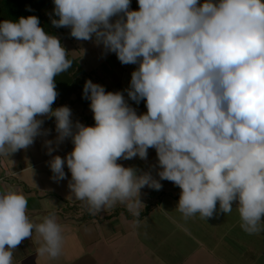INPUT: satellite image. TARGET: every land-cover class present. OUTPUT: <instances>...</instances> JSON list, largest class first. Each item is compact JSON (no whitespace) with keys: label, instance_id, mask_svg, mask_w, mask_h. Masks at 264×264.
Here are the masks:
<instances>
[{"label":"clouds","instance_id":"obj_1","mask_svg":"<svg viewBox=\"0 0 264 264\" xmlns=\"http://www.w3.org/2000/svg\"><path fill=\"white\" fill-rule=\"evenodd\" d=\"M53 26L69 27L77 40H93L123 65H138L125 89L146 101L137 114L122 92L87 80L94 126L73 122L68 106L52 108L54 78L72 67L58 37L37 16L0 22V153L11 154L47 134L55 118L58 146L73 150L49 161L53 180L66 179L74 197L90 211L138 196L161 180L182 191L177 210L185 218L228 214L237 206L240 227L264 231V0H54ZM46 141L48 154L55 149ZM157 154L159 180L118 160ZM139 198L129 204L134 209ZM219 203V212H217ZM19 190L0 192V264L35 230L41 254H60L61 227L55 214L42 223L26 214ZM7 246V248H6Z\"/></svg>","mask_w":264,"mask_h":264},{"label":"crops","instance_id":"obj_2","mask_svg":"<svg viewBox=\"0 0 264 264\" xmlns=\"http://www.w3.org/2000/svg\"><path fill=\"white\" fill-rule=\"evenodd\" d=\"M200 2L202 3L203 0H200ZM108 62L114 66L111 59ZM108 62L106 63L108 64ZM109 64L105 70L112 87L116 89L107 88L106 91L116 92L118 88L116 83H120L122 88V85H128L131 80L126 81L125 77L113 72V67ZM121 90H125V88ZM66 105H62L59 100H55L52 108ZM135 109L138 115L146 113V102ZM88 110L85 109L83 112H73L71 110V119L73 122L79 121L85 126H94L93 114L89 116ZM40 118L44 120L42 128L48 130L47 134L37 136L34 143L27 149H21L11 154L0 153V192L9 189L21 191L28 200L26 214L34 223H42L46 216L52 213L55 214L57 223L61 227L60 254L55 258L48 256L46 253L41 254L39 249L44 246L45 242L42 235L34 230L31 238L24 239L13 250L12 264H104L105 262L119 264L121 251L129 253L125 248L129 249V245H133L127 243L130 236L139 234L138 228L140 227H138V224L146 223L154 215L155 218L166 220L168 223L175 224L176 227L185 224L184 220L187 218L176 208L182 190L173 182L167 180L160 181L162 188L158 191L145 186L140 189L138 196H133L124 202H116L111 206H105L99 212L90 211L86 201L77 200L74 194L71 193L68 187L71 173L66 164L64 166L66 179L59 182L53 180L49 161L56 155L64 158L73 150V144L71 139L68 138L57 146L55 144L57 137L55 118ZM46 141L54 142L52 147L55 150L52 151L51 155L48 154ZM117 163L124 167L138 169V174L151 172L152 176L159 180L157 173L160 169L154 148L148 149L147 160L136 157L131 160L120 159ZM138 198L141 203H137L135 208L130 210L129 204L138 200ZM220 216L221 214L217 217L214 214L213 219H217L223 225L227 224L226 220L229 218L235 221L230 230L241 224L235 204H233L231 213L222 214V222L219 220ZM170 218L173 220L171 221ZM133 223L137 226L133 227ZM154 223L156 224L155 227L160 226L157 221H154ZM262 235L264 236V231L251 234V236L256 237ZM231 237L229 240L232 242L233 247L238 249H232L235 256L239 257L240 260L242 257L247 259V248L242 247L241 237L236 240H232ZM260 240L264 241V239ZM256 241L258 243V239Z\"/></svg>","mask_w":264,"mask_h":264},{"label":"rangeland","instance_id":"obj_3","mask_svg":"<svg viewBox=\"0 0 264 264\" xmlns=\"http://www.w3.org/2000/svg\"><path fill=\"white\" fill-rule=\"evenodd\" d=\"M70 32L71 29L65 27L60 35L63 47L68 55L79 59L80 65L86 72L91 73L93 83L104 86L105 91L107 88L116 89L112 87L105 70L110 59L114 62V66L109 64L113 67L112 71L125 77L126 81L131 80V73L135 70L134 65L121 64L115 53L106 52L102 44L95 43L94 38L89 41L77 40L71 36ZM117 74L116 76H118ZM116 84L118 87L116 92L119 90L122 92L125 91L121 90L122 88H128V85H122L121 88L120 83ZM71 100L73 104L68 103L66 106L73 112H83V110L89 109V116L93 114L90 104L85 106L82 100H78L76 96H73ZM126 100L132 107L139 108L128 96H126ZM217 210H219V203H217ZM154 216L146 223L138 224L139 234L130 236L127 243L133 245H129V249L125 248L129 253L121 251L119 264H258L259 262L262 264V259L264 264V241L260 240L264 239V236H251L240 226L230 230V227L235 223L232 218L227 219V224L223 225L217 219H205L196 213L188 217V220L185 219V224L176 227L175 224L168 223L163 219L159 220ZM174 219L176 220L175 217ZM219 220L223 221L222 214ZM150 221L151 223H149ZM154 221H157L160 226L155 227ZM132 226L137 225L133 223ZM230 236H232V240L241 237L242 247L247 248V259L242 257L240 260L235 256L232 249L237 248L233 247L229 240ZM257 257L259 258L256 259Z\"/></svg>","mask_w":264,"mask_h":264},{"label":"trees","instance_id":"obj_4","mask_svg":"<svg viewBox=\"0 0 264 264\" xmlns=\"http://www.w3.org/2000/svg\"><path fill=\"white\" fill-rule=\"evenodd\" d=\"M54 7V0H0V22L4 20L18 21L22 16H37L40 27L49 35L58 37L63 46L60 35L65 27L57 28L51 23V19H58L53 12ZM67 57L73 61L72 67L54 78L58 92L56 100H59L62 105L73 104L71 99L76 96L78 100H82L85 106H88L90 100L83 97V87L87 80H91L92 76L82 69L78 59L68 54Z\"/></svg>","mask_w":264,"mask_h":264},{"label":"built area","instance_id":"obj_5","mask_svg":"<svg viewBox=\"0 0 264 264\" xmlns=\"http://www.w3.org/2000/svg\"><path fill=\"white\" fill-rule=\"evenodd\" d=\"M131 10H139L138 0H131ZM125 99H126V92L122 91Z\"/></svg>","mask_w":264,"mask_h":264},{"label":"water","instance_id":"obj_6","mask_svg":"<svg viewBox=\"0 0 264 264\" xmlns=\"http://www.w3.org/2000/svg\"><path fill=\"white\" fill-rule=\"evenodd\" d=\"M138 67V65H134V69H136ZM130 86V83L128 84V87ZM134 102V101H133ZM146 101L144 100H141L139 104H137L136 102H134L135 106L138 107V106H141L145 103Z\"/></svg>","mask_w":264,"mask_h":264}]
</instances>
